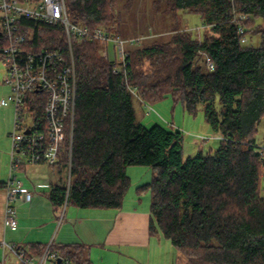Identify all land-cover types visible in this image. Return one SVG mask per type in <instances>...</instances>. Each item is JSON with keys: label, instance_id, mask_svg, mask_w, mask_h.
Listing matches in <instances>:
<instances>
[{"label": "trees", "instance_id": "obj_1", "mask_svg": "<svg viewBox=\"0 0 264 264\" xmlns=\"http://www.w3.org/2000/svg\"><path fill=\"white\" fill-rule=\"evenodd\" d=\"M64 1L72 22L119 36L122 11L134 2ZM150 6L161 17L197 13L207 33L193 37L173 25L162 39L128 44L125 66L116 70L101 41L73 37L70 48L61 25L18 19L23 31L31 28L28 51L60 48L70 60L72 49L75 64L74 116L58 161L49 165L59 178L47 198L57 210L64 203L117 208L130 185L126 168L148 166L151 178L137 189L149 190L150 234L167 239L186 264H264V146L255 138L264 115V0H151ZM255 35L257 45H247ZM6 44L0 28V49ZM168 94L187 113L202 106L218 147L184 157L182 130L137 119L134 100L150 105ZM25 98L42 123V93ZM47 244L28 243L27 256ZM49 250L66 264L89 262L82 243L50 241Z\"/></svg>", "mask_w": 264, "mask_h": 264}, {"label": "built area", "instance_id": "obj_2", "mask_svg": "<svg viewBox=\"0 0 264 264\" xmlns=\"http://www.w3.org/2000/svg\"><path fill=\"white\" fill-rule=\"evenodd\" d=\"M21 16L46 24L61 25L70 48L72 37L109 42L115 51L116 70L125 66L126 46L137 40L122 38L100 27L89 29L72 22L64 0H0V28L7 39V44L0 49L6 70L2 81L10 88L8 96L0 100V105L11 104L14 107L9 176L4 182V230L17 227L16 208L13 204L15 199L20 196L24 201H30L32 198L31 190L12 176L11 171L24 162L55 164L65 137L66 124L72 120L74 113L75 72L71 49L70 60L63 57L60 48L28 51L25 43L31 28L22 30L23 26L18 21ZM239 30L242 31V27ZM245 41L246 38L242 37L241 42ZM209 68H213L211 62ZM32 92H41L45 98L42 123L35 119L25 99ZM261 153L264 155V151ZM1 244L14 250L23 264H55L58 257L55 251L49 250V243L40 254L30 256H27V248L19 244L4 241ZM60 264H66V261L61 258Z\"/></svg>", "mask_w": 264, "mask_h": 264}, {"label": "crops", "instance_id": "obj_3", "mask_svg": "<svg viewBox=\"0 0 264 264\" xmlns=\"http://www.w3.org/2000/svg\"><path fill=\"white\" fill-rule=\"evenodd\" d=\"M8 159L7 155L4 156L2 169H0V226L2 229L5 201L4 182L6 176H9ZM26 166V162L20 164L11 171L12 176L16 177L14 171H23ZM138 167L128 166L126 168L131 183L119 207H79L68 204L59 223L58 210L48 200L51 205L50 211L44 217L39 218L40 223L33 226L31 221L34 207L32 199L35 194L30 201H24L18 196L14 202L23 208L25 215L17 216L16 229H9L13 233L10 234L11 241L9 242H16L23 247L30 242L82 243L86 246L88 264H172L174 256L172 245L160 234L149 233V190L139 191L137 187L148 182L151 173L146 166L141 168L143 171L138 170ZM138 173H140L139 177L133 182L132 174ZM56 180L55 175H52L46 186L40 184L34 186L33 183L30 186L23 180L20 181L31 192H35L38 187L46 189L43 195L47 198L50 185L56 183Z\"/></svg>", "mask_w": 264, "mask_h": 264}, {"label": "rangeland", "instance_id": "obj_4", "mask_svg": "<svg viewBox=\"0 0 264 264\" xmlns=\"http://www.w3.org/2000/svg\"><path fill=\"white\" fill-rule=\"evenodd\" d=\"M151 0H134L132 7L129 10L122 11L123 24L120 27L121 37L128 39L134 38L144 41H151L153 39H162L166 37L169 30L173 25L184 28L190 31L193 37H201L207 33L200 16L193 12L178 11V15L160 16L154 13L150 6ZM119 2L116 8H119ZM259 36L255 35L247 41V45H257ZM102 42V41H101ZM102 52L107 53L108 57L115 56V51L109 42H102ZM6 74L5 65L0 57V100L6 98L10 92L7 84L3 83V78ZM134 109L137 119L141 121L146 127L154 123H161L168 128H175L183 132V156L195 154L198 150L206 153L218 147L220 136L213 132L209 124L205 121L203 108L198 106L194 114L184 111L179 103H175L171 95H166L162 100L152 103L150 105H141L138 101L134 100ZM14 121V107L11 104L0 105V169H2L3 158L7 155L10 159V133L13 131ZM256 142L260 146H264V115L262 116L255 133ZM9 159L8 164L9 165ZM27 166L23 171H14V174L19 180H23L25 184L32 186L49 184L48 180L52 175L58 180L56 172L45 162H26ZM6 165V162H5ZM138 170L143 171L141 168L145 166L138 165ZM151 173L150 167L146 166ZM140 173L132 174V181L139 177ZM7 176L5 181L7 180ZM56 180V181H57ZM131 183V181H130ZM36 185V186H37ZM44 188L38 187L35 192L32 191L34 197L32 199L33 209L31 221L32 225L40 223L39 218L48 214L51 205L48 199L43 195ZM16 208L17 216L25 215L22 207L13 203ZM29 204V203H28ZM68 204L64 203L58 209V223L64 215L65 208ZM3 219V218H2ZM10 234H13L9 229L4 230L0 226V242H9ZM169 242V241H168ZM170 243V242H169ZM17 244V243H16ZM4 248L0 243V264H23V261L17 256L14 250L10 249L8 245L4 244ZM37 263L36 260H33ZM172 264H186L185 259L180 256V253L174 249L173 263Z\"/></svg>", "mask_w": 264, "mask_h": 264}, {"label": "bare ground", "instance_id": "obj_5", "mask_svg": "<svg viewBox=\"0 0 264 264\" xmlns=\"http://www.w3.org/2000/svg\"><path fill=\"white\" fill-rule=\"evenodd\" d=\"M63 28V27H62ZM105 30V29H104ZM243 30V29H242ZM64 32V31H63ZM243 32V31H242ZM241 33V32H240ZM73 38V37H72ZM76 38V37H75ZM72 40V39H71ZM81 40V39H80ZM243 43H245V42H243ZM70 44H71V42H70ZM71 46V45H70ZM72 50V49H71ZM37 51V50H36ZM128 54V53H127ZM126 60V59H125ZM125 63V62H124ZM74 66H75V64H74ZM75 69V68H74ZM74 78H75V76H74ZM75 84V83H74ZM75 91H76V87H75ZM33 93V92H32ZM41 93V92H40ZM29 95V94H28ZM27 95V96H28ZM41 95V94H40ZM43 95V94H42ZM44 96V95H43ZM26 99V101L27 102H29V99H27V98H25ZM31 104H30V102H29V106H30ZM74 106H75V98H74ZM73 106V107H74ZM74 109V108H73ZM74 114V113H73ZM74 116V115H73ZM262 154V153H261ZM59 257V256H58Z\"/></svg>", "mask_w": 264, "mask_h": 264}, {"label": "water", "instance_id": "obj_6", "mask_svg": "<svg viewBox=\"0 0 264 264\" xmlns=\"http://www.w3.org/2000/svg\"><path fill=\"white\" fill-rule=\"evenodd\" d=\"M60 261H61V257H57L56 260H55V264H60Z\"/></svg>", "mask_w": 264, "mask_h": 264}]
</instances>
